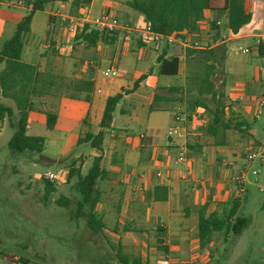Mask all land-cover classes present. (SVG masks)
<instances>
[{
  "label": "rangeland",
  "instance_id": "1",
  "mask_svg": "<svg viewBox=\"0 0 264 264\" xmlns=\"http://www.w3.org/2000/svg\"><path fill=\"white\" fill-rule=\"evenodd\" d=\"M1 1L3 4H7L6 0ZM21 1L11 0V4L17 6ZM118 2L121 3L122 0H118ZM83 9L84 7L79 8L81 11ZM0 11L5 13L6 9L1 7ZM80 16L81 13H77L75 18ZM136 16L138 15L136 14ZM62 24L64 28L68 27L66 21ZM77 34L78 32L75 31L73 36ZM206 41L204 37L196 39L198 46L203 50H210L211 44H207ZM258 43L261 42L258 41L256 44ZM69 44H72L74 48L73 54L77 61V67H81L83 72L91 69L89 72L93 77L97 72L99 74L101 71L113 68L125 70L132 80H136L145 73L143 72L145 71L144 68L148 66L147 64L140 66L139 71L133 72L131 65H123L122 61L117 62V60L115 62L113 59L114 52L120 55L125 54L129 59L134 57H131V53H137L135 49L131 48L127 54L126 52H119L122 41L117 38L116 43L108 49L112 53L110 59L98 62L99 65L87 66V68L91 67L89 69H84V62L88 63L93 59L94 53L92 52L94 50L86 49L81 42L73 44L71 38ZM161 44H163L161 49L173 48L174 55H182V49H179L175 44ZM256 44L251 47L253 45L251 42L249 48L243 45L233 48L234 50L226 55L225 66L223 65L226 57L224 54L219 64L214 66L208 79L223 108V120L228 121L231 126L226 131L218 130L216 137L210 142H226V149L236 152L239 156L235 171L232 168H225L226 173L218 174H220V178L226 181L225 187L234 191V186L228 181V176L234 178L244 170L248 172L243 184L245 193L235 201L238 204L235 214L230 216L233 205L231 201L222 206H216L215 213L217 218L224 220L229 226L235 218L244 219L246 227L238 237L232 236L229 231L225 230L213 234L210 241L201 247L202 256L200 259L205 262L188 261L187 264H262L264 260V109L261 110V116L254 122L253 128L255 131L257 130V134L253 138H249L246 129H240L242 126L240 121L247 124L248 119L240 112V103L236 99L231 101L227 94L228 83L240 82L241 80L251 82L253 79L256 80L257 76L259 79L256 82V88L259 92L264 88V56L259 58L252 53ZM144 45L145 48L140 50L139 54H148L151 57L149 67L153 69L155 52L152 51V46L149 43ZM238 49L247 50V54L240 55ZM185 50L182 56L183 60L180 62L179 77L156 75L147 82L148 86L156 88H148L147 95L171 98L175 102L156 103L153 105V112L150 114L147 112V107H138L134 121L128 116L118 115L115 111L112 115V127L105 132L101 144V148L105 152L116 150L118 153L126 147L129 141L138 140L139 136L154 139H157L156 136L163 138L167 129L174 127L171 116L179 114L180 109L186 120H189L193 115L202 116L206 122L204 129L201 130L202 137L208 136L206 134L207 112L201 106L195 107L194 102L197 99V102L207 107L208 110H213L214 106L210 104L208 97L197 98L193 93L194 86L190 83V78L194 73L203 74L205 72L206 63L202 57L187 59ZM216 59L213 57L211 60L215 61ZM194 60H198V62L196 63ZM62 64L64 62L60 64V69ZM210 64L212 62L207 65ZM234 67L243 68V73L233 72ZM57 68H59V63ZM121 75L123 79L124 75L122 73ZM132 80H125L128 85L122 88L120 92L128 91L132 86ZM101 81L103 82V80ZM98 85L99 83H97ZM169 87H179L182 91L177 95H168L165 89ZM61 98L63 97H42L35 100L34 111H51L56 99ZM231 98L235 97L232 96ZM1 103L14 111L11 102L1 100ZM119 108L122 110L121 112L130 110V107L127 108L126 105L122 104L119 105ZM57 110L58 105L53 110L55 115ZM179 115L182 116L181 113ZM234 116L237 117L234 118ZM15 118L14 111V117L11 120L12 125L16 122ZM44 122L45 118L40 114L28 116L26 136L44 140L43 150L40 154L10 152L7 143L12 136L13 129L9 127L7 120L0 123V264H144L141 263L140 254H137V251L125 250L121 246L118 249V245L122 243L120 237L128 233L127 231L137 233L138 229L132 230L133 226L121 220L114 210L107 209L108 214H105L103 199L98 198L97 205L93 210L96 219L102 220L103 230L93 234L86 228L84 216L88 208L84 205L78 207L80 204V197L76 191L78 178L74 175L67 180V172L73 165L74 170L80 169V178L87 174L92 162L90 156L94 151L88 144L78 145L77 142L85 136L83 131L86 132L89 129L86 126L81 127L80 122H69L66 123V127H59L48 132L45 130ZM96 131L95 128L90 133L95 135ZM112 146L114 149H110ZM250 152L258 155V157L251 163H247L246 155ZM187 158L190 160V157L187 156ZM104 163L105 161L101 163V166H105ZM158 172L163 173V171ZM252 172L256 175L252 176ZM48 174L54 176V181L50 183L54 191L46 195L43 177ZM151 174V172H146L147 180H154L155 174L154 176ZM210 177L214 178V175L211 173ZM104 185V181L97 182L95 190H102L103 192ZM134 212V217L137 220H139L138 217L142 218L139 211V213L136 210ZM150 229L146 227L144 231H141L151 235ZM150 242V245L153 244L152 241ZM148 246L147 242L146 247ZM141 252L143 251L140 250L139 253ZM158 255H162L161 260H159L162 261L163 254L158 253ZM146 259L148 264L147 256ZM182 259L186 260L187 258ZM156 261L154 260L153 263L155 264Z\"/></svg>",
  "mask_w": 264,
  "mask_h": 264
},
{
  "label": "crops",
  "instance_id": "2",
  "mask_svg": "<svg viewBox=\"0 0 264 264\" xmlns=\"http://www.w3.org/2000/svg\"><path fill=\"white\" fill-rule=\"evenodd\" d=\"M6 1L7 4H3L0 0V8L6 9L5 13L0 11V49L2 44L11 38L15 26L29 11V7L25 5L26 0H22L17 6L11 4V0ZM127 1L122 0L120 3L118 0H91L88 6L84 7L82 11L78 9L76 15L72 17L70 15V2L61 0L60 2L47 5L42 12L35 13L32 16L29 34L24 39L21 62L25 65L33 66L41 74L53 77L58 76L73 81L89 77L93 85L88 103L70 101L65 98L56 99L54 108L58 105V110L55 115L56 124L54 129L66 127V123L69 122H80L81 127L86 126L89 129V131H83L84 134H91L90 131L95 128L97 129V134L106 99L120 94V90L128 85L125 80H132L125 70L119 69V71L117 69L124 75L123 79L121 77V80L102 82L99 79L98 72L93 77L89 72L91 69L83 72L81 67H77V61L73 54L74 48L72 44H69L70 38L72 42L74 36L68 33L67 28H64L61 22L65 19L75 18L77 13H81V16L85 15L88 20H94L107 13L119 20L123 26L135 32L127 38L122 31L115 32L114 44L117 38L122 41L119 52H126L127 54V51L131 48L135 49L137 53H131V57H134L129 59L125 54L120 55L114 52V61H122V64L126 66L131 65L133 72L139 71L140 66L148 65L144 68L145 71L143 72L145 73L140 76H144L145 79L139 84L138 89L133 94L123 95L116 106L115 111L118 115L128 116L134 121L136 119L135 114L138 113V107L142 108L145 106L148 112L153 97L152 95H147V92H149L148 88H156L148 86L147 82L156 75L159 76L157 74L158 65L156 64V59L159 56L163 55V59L176 58L178 60L176 77H179L180 62L183 60L182 56L185 49L176 40L173 44L182 49V55L176 56L173 54V48H164L163 50L161 49L163 44L155 46L150 44L155 56L153 69L149 67L151 57L148 54H139V51L145 48L143 36L140 32L146 25L143 24L139 16H136V13L126 8L125 3ZM245 7L250 14V21L240 29L236 36H231L226 30L225 14L217 15L207 12L205 20L198 24V32L194 36L195 39L193 37L192 39L194 40L187 39L197 44L196 39L204 37L207 40V44H211L209 49L223 47L225 56L239 45L249 48V43L253 42L251 47H254L258 41H264V0H245ZM215 22H218L219 25L215 26ZM210 24H214V28H216L213 33L210 31ZM73 44L75 43L73 42ZM113 45L103 46L97 44L95 49H91L94 50L92 52L94 53L93 59L88 61V63L84 62L83 68L89 69L91 67L87 68V66L99 65L98 62L110 59L112 53L108 49ZM226 60L227 56L224 59V66L226 65ZM62 62L64 64H62L61 70L60 64ZM58 63L59 68H57ZM46 66L48 67L46 68ZM232 70L236 73H243V68L234 67ZM258 79L259 76L251 82L244 80L240 82L232 81L227 85L229 87L227 91L228 97L231 101L236 99L240 103V112L248 119L247 124L240 121L242 125L240 129H246L249 138H253L257 134V130L255 131L253 128L254 122L257 120H253V116L256 114V101L260 94L256 88ZM136 80H132V84ZM97 83H99L98 86ZM96 89L100 90L99 95L93 93ZM232 96L235 98L232 99ZM121 104L126 105L127 108L130 107V110L121 112L122 110L119 108ZM54 108L47 112L53 113ZM132 109L134 110L132 111ZM37 112L29 113L28 116L30 114L42 115L41 113H43L42 111ZM179 112L185 120L182 128L186 153L190 157L188 166L175 164L178 146L182 143V140L167 139L166 134L163 138L156 136L155 138L157 139L139 136L140 141H138L139 139L135 142L129 141L126 147L118 153H116V150L105 152L101 148L100 153L94 152L90 156L92 159L100 157L101 160L100 167L104 172V191H95L99 194V198L104 201L105 214H108L107 209L114 210L121 220L133 226L132 230L138 229L137 233L127 231L128 233L120 237L122 243L118 245V249L121 246L125 250L137 251L136 253L140 254L141 263L144 264H147L146 256L148 257V264H154V260H157L155 264H187L188 261L195 263L205 262L200 259L202 256L201 246L197 242L196 227L198 216L204 219L211 215L217 217L215 213L216 206H222L229 201H237L234 191L225 187L226 181L220 178L218 173L225 172L227 168H232L235 171L239 156L236 152L226 149V142H210L213 139L212 137H206V135L204 138L202 137L203 133L201 130L206 125L205 121L200 124H194L190 122L191 118L186 120L181 109ZM236 117L234 116V118ZM111 127L110 124L109 129ZM110 149H114V146ZM103 161H105V166H101ZM79 166L82 167L81 164ZM78 170L80 172V169ZM158 171H163V173ZM146 172H151L152 176L159 174L160 178H154L152 181L147 180ZM211 173L214 178L210 177ZM117 179L119 180L117 181ZM123 179L124 181H122ZM232 179L233 176H228L230 184H232ZM119 184L121 186H118ZM154 198H163L164 200L154 202ZM135 210L142 214V218L138 217L139 220L134 217ZM100 222L103 225L102 220ZM146 227L152 228L150 229L152 231L151 235L142 232ZM150 241L153 244L150 245ZM157 241H159V244L156 243ZM147 242L148 247H146ZM140 250L146 256L143 252L139 253ZM158 253L163 254L162 261H159L162 255H158ZM182 258L187 259L184 260ZM263 263L264 260L262 261Z\"/></svg>",
  "mask_w": 264,
  "mask_h": 264
},
{
  "label": "trees",
  "instance_id": "3",
  "mask_svg": "<svg viewBox=\"0 0 264 264\" xmlns=\"http://www.w3.org/2000/svg\"><path fill=\"white\" fill-rule=\"evenodd\" d=\"M60 1L26 0L25 5L29 7V11L15 26L11 38L2 44L0 49V123L3 120H7L9 127L13 129L12 136L7 143V148L12 153L40 154L43 150V139L26 136L27 116L29 113L34 112L35 100H39L42 97L62 96L70 101L89 102V95L93 87L89 77L75 81L58 76L53 77L41 74L33 66L25 65L21 62L24 39L29 34L32 16L35 13L42 12L47 5ZM68 1L70 2V15L72 17L76 15L79 8L86 7L91 2V0ZM125 6L136 13L153 34L162 38L173 36L180 41H184L187 38L195 39L194 36L198 32V24L205 20L207 12L217 15L225 14L226 30L231 36H236L240 29L250 21V14L246 10L245 0H128ZM210 27L212 33L216 31L214 24H210ZM77 32L78 34L74 36L73 42L83 43L86 49H95L97 44L111 46L114 44L116 37L115 33L98 32L88 25H83ZM185 52L187 59L202 57L206 63L205 72L203 74L194 73L190 78V83L194 86L193 93L197 98L208 97L210 104L214 106L213 110H208L207 107L199 104L197 99L194 102L195 107L201 106L207 112L208 125L206 134L214 138L218 130L226 131L231 127L228 121L223 120V108L213 92L212 84L208 80L214 66L219 64L225 51L223 47H216L210 50L186 49ZM253 53L259 58L264 56V41L256 45ZM213 57L217 59L212 61ZM194 62L197 63L198 60H194ZM209 62H212V64L207 65ZM156 64L158 65L157 74L160 77H175L177 75L178 60L176 58L163 59L162 55L156 59ZM144 79V76L138 78L132 84L130 90L107 98L98 124L99 132L94 136L85 134L82 139L78 140L77 144H88L91 150L100 153L104 132L110 128L112 114L116 106L123 95L133 94ZM165 91L168 95H177L181 93L182 89L168 88ZM1 100L9 101L13 104L16 114L14 125L11 124L14 111L10 107L4 106ZM163 102L173 103L175 100L154 95L148 112H153L154 104ZM41 114L45 118V130L52 132L56 124L55 114L50 112ZM100 161V157L93 158L91 166L83 178H80L78 169H73V165L67 172V180L74 175L78 178L76 183V191L80 197L78 207L87 206L88 211L84 216L86 218L85 224L87 230L93 234L100 233L104 227L93 213L99 198V194L95 191V185L97 182L103 181L104 177ZM44 191L46 195L54 191L47 181L44 182ZM163 200V198H154V202ZM232 204L230 216H233L238 208L237 202ZM245 227L246 222L241 218H235L229 226L224 220L217 218L215 215H211L206 219L198 216L196 227L197 242L202 247L210 241L213 234L220 233L223 230L229 231L234 237H238ZM156 243L159 244V241Z\"/></svg>",
  "mask_w": 264,
  "mask_h": 264
},
{
  "label": "built area",
  "instance_id": "4",
  "mask_svg": "<svg viewBox=\"0 0 264 264\" xmlns=\"http://www.w3.org/2000/svg\"><path fill=\"white\" fill-rule=\"evenodd\" d=\"M66 21L68 24L67 31L68 33H71L74 35L75 31H79L83 25H88L94 30L98 32H104L107 34H112L118 31H122L125 34V37L127 38L131 34H134L135 32L125 26L122 25V23L115 19L110 14H103L99 18H96L94 20H88L85 15L80 16L79 18H70L65 19L62 22ZM219 23L215 22V26H218ZM140 34L143 36V42L149 43L152 45H159L161 43L166 44H173L176 42L177 39H175L173 36L168 38H162L156 34H153L149 27L146 26L143 30H141ZM180 43V46L184 49H193V50H201L202 48L198 46L196 43H192L188 39H185L184 41L178 40ZM257 45V44H256ZM240 55H246L247 50L238 49ZM122 77L121 73L115 69H108L105 71L99 72V78L106 82H111L117 79H120ZM95 95L100 94V90L96 89L93 92ZM264 108V88L261 90L260 94L258 95V99L256 101V114L253 116V120H257L261 116V110ZM192 120L190 122L197 124L203 123L204 118L202 116L193 115L190 117ZM174 127L169 128L166 131V137L167 139H180L182 140V143L178 146V152L175 157V164L178 166H188L190 164V160L187 158V153L185 149V143L183 142V128L182 124L185 123V120L179 115L175 114L172 117ZM258 155L253 154L252 152L248 153L246 155V162L251 163L255 159H257ZM252 176H255L256 174L254 172L251 173ZM248 176V172L246 170L239 173L237 177H234L232 180V184L234 186V196L236 199H239L244 193V182L246 177ZM155 178L159 179L160 175L155 174ZM45 181L48 183H52L54 181V176L52 174L45 175L43 177Z\"/></svg>",
  "mask_w": 264,
  "mask_h": 264
}]
</instances>
